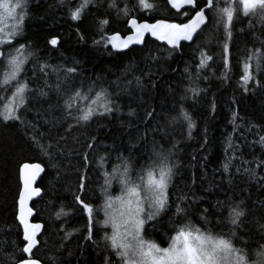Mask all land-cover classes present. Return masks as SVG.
Instances as JSON below:
<instances>
[{"label":"trees","instance_id":"trees-1","mask_svg":"<svg viewBox=\"0 0 264 264\" xmlns=\"http://www.w3.org/2000/svg\"><path fill=\"white\" fill-rule=\"evenodd\" d=\"M149 2L152 9H141L138 0H115L114 8L108 7L109 0H96L95 7L90 4L81 19L73 21L69 9H75L79 0H64L63 4L61 0H28L22 31L12 44L0 46V77L7 53L25 46L26 63L18 79L29 89L26 104L16 111L19 119H0V264L27 258L20 251L25 243L17 222L18 169L23 163H39L44 168L38 184L42 196L32 204L35 221L43 226L35 258L41 264H105L109 257L111 264H120L104 239L109 233L103 226L105 173L119 164L118 156L130 158L139 169L154 149L169 155L176 168L168 189V207L145 224L146 239L167 246L173 226L180 220L174 215L176 204L189 208L188 218L197 227L202 226L200 214L208 209L207 227L228 233L231 226L218 221L228 216L229 204L243 201L246 216L237 233L240 239L234 238L233 243L243 247L250 260L264 244V147L260 143L264 136V70H257L253 61V80L244 86L240 79L247 50L264 49V23L242 15L234 18L227 69L223 64L224 31L222 26L217 28L207 8V25L190 45L179 44L174 49L147 39L140 48L112 52L101 36L127 35V19L186 22L206 0H194L197 7L180 14L163 0ZM126 6L128 17L118 11ZM101 19L108 21L103 32ZM53 37L58 41L56 47L48 43ZM97 40L101 43H94ZM201 51L212 59L197 76ZM41 64L48 66L47 75L40 71ZM68 67L76 71L66 73ZM66 76L71 87H64L65 96L71 88L87 90L94 84L97 90L104 87L112 94L119 110L81 124L64 117L63 100L56 95L55 86L58 82L63 86ZM136 77L143 87L137 86ZM41 88L49 92L48 98L39 96L37 89ZM189 88L200 92L193 95L186 91ZM10 92L0 90V96ZM5 102L0 100V110ZM50 104L52 110L48 111ZM181 107L193 121L191 130L183 119L173 120ZM148 112L152 115L147 116ZM56 117L61 119L53 127L51 121ZM34 137L45 145L59 141L50 149L52 158L33 143ZM229 159L226 173L223 162ZM246 168L255 170L254 179ZM117 186L113 180L107 192ZM182 194L186 200L178 199ZM75 196L93 206L91 239H86L88 217ZM61 211L64 214L58 217Z\"/></svg>","mask_w":264,"mask_h":264},{"label":"snow or ice","instance_id":"snow-or-ice-1","mask_svg":"<svg viewBox=\"0 0 264 264\" xmlns=\"http://www.w3.org/2000/svg\"><path fill=\"white\" fill-rule=\"evenodd\" d=\"M64 3V0H61ZM172 8L180 11L185 5L193 8L197 7L194 0H168ZM96 6V0H79L75 9L70 8L69 14L73 21L81 19L83 11L89 6ZM141 9H152L154 5L149 0H138ZM28 6V0H0V22L4 19H10L13 23L9 30H5L0 26V45H10L13 39L22 31V23L25 18V11ZM109 8L115 7V0H109ZM205 8L209 9L216 19L217 28L221 27L224 31L225 40L222 44L223 48V64L225 69L229 67V41L232 37L231 25L237 15L245 17H256L260 22L264 23V0H206L203 7H199L195 14L192 15L187 22L175 23L166 22L164 20H156L154 23L137 22L135 18L127 19L128 27L131 34L121 38L119 34L102 35L101 40L105 45L111 44L114 50L120 51L127 49L132 44H140L143 41L144 34L150 33L156 40L165 41L170 47L177 48L180 41H192L194 34L201 29V25L206 22ZM125 17L129 16L127 6L118 10ZM184 15H188L187 12ZM108 23L107 19H101L100 32H103V26ZM101 40L94 43H101ZM48 43L56 47L57 38H51ZM264 44V41L261 42ZM25 46L20 45L15 48L16 55L9 54L5 57L4 73L0 77V90L11 91V95L7 97L0 96V100H5L3 109L0 110V119L4 121L17 120L19 117L16 110L26 104V93L29 91L27 83L18 79L23 71V65L26 58L22 57ZM3 56V53H0ZM210 55H206L203 51L200 53V62L197 67V76L199 69L206 66V62L211 60ZM257 70H264V49L252 48L247 50V56L242 63L243 74L241 81L244 86L253 80L252 67L253 62ZM48 67L46 64L40 65V71L45 75L44 71ZM187 70V69H186ZM55 71V70H54ZM73 67L65 69L66 73H74ZM137 86L140 84V78L136 77ZM62 86L58 82L55 86L56 95L63 100V116L71 117L77 124L87 123L95 116H104L118 111V106L114 107L115 102L111 99V93L104 87L98 90L95 85H90L87 90L82 87L71 88V91L65 96L64 87H71L66 82ZM131 83V81H129ZM48 85L46 84V87ZM155 85H153L154 87ZM187 92L198 95L200 89L189 88ZM41 98H48L49 92L43 88L37 89ZM183 99V97H182ZM52 110L49 105L48 111ZM133 113L130 111L129 115ZM151 116L152 113H146ZM235 116V114H233ZM61 117L53 118L51 124L56 127ZM183 119L187 123L189 130L193 127V121L190 115L180 108L178 116L173 120ZM47 122V121H46ZM69 128L73 125H69ZM43 135V134H41ZM59 139H64L60 136ZM94 139V138H93ZM33 143L38 145L40 151L52 158L53 153L50 149L56 148L59 141L49 143L47 145L40 142L39 138L34 137ZM261 146L264 147V136L260 137ZM91 147V144L88 145ZM174 146V145H173ZM171 153V149L168 150ZM101 157V161H103ZM119 164L113 165L111 173H105L104 186V216L103 226L110 227L111 232L105 234L106 247L111 249L120 264H264V244L260 245V249L254 252L255 259L250 260L249 254L243 247H237L233 240L240 239L237 233L241 230L244 223L243 218L246 216V210L242 207L243 201L228 205V216L224 221L231 227L228 233L213 232L207 227L208 209H204L199 219L202 222L201 227H197L191 219H189V208H182L180 204H176L175 216L179 217V223L174 224L173 233L168 237L166 247L160 246L154 240L146 239L143 235L145 224L153 221L168 207V189L175 175L174 169L176 164L170 162L169 155L164 152L153 151L149 161L140 165L136 169L130 158L118 156ZM260 163V162H257ZM231 166V160L223 162L224 171L227 173ZM41 165L39 163H23L19 166L18 175L22 185L18 192V215L17 219L23 226V240L26 241L23 248L20 249L25 254H29L27 258H22L16 264H40L35 258L32 250L37 245V234L41 229L39 223H29L28 217L33 213V209L28 206L29 200L34 195L40 194L38 187H33V183L37 176L40 175ZM135 171V177L133 172ZM245 171L251 178H255V170L246 168ZM115 180L119 185V194L112 196L107 192V188L111 186ZM179 200H186V194L178 197ZM77 204H80L83 213L88 217V232L86 239H91L93 206L82 200L80 196H75ZM190 207V206H189ZM64 214L62 211L57 216ZM264 229V225H261ZM247 243V241H245ZM105 264H111L109 257H105Z\"/></svg>","mask_w":264,"mask_h":264},{"label":"water","instance_id":"water-1","mask_svg":"<svg viewBox=\"0 0 264 264\" xmlns=\"http://www.w3.org/2000/svg\"><path fill=\"white\" fill-rule=\"evenodd\" d=\"M163 1L166 2L167 5L169 6V8H170L174 13H176V14H180V13L184 12L185 10H187L188 8L191 7V6L185 5L183 8L180 9V11H177L176 9H174V8L171 7V5L168 3V0H163ZM194 14H195V13H194ZM194 14H193V15H194ZM164 21H165V20H164ZM207 21H208V19H207V16H206V22H205V24H204V25H201V29L198 30V32L194 34V37H193V40H192V41H180L179 44H184V45H190V44H192V43L194 42L195 38L197 37V35L200 33V31H201V30L207 25ZM137 22H138V21H137ZM154 22H155V21H154ZM154 22H147V23H154ZM166 22H169V21H166ZM186 22H187V21H186ZM138 23H139V22H138ZM126 27H127L128 32H129L127 35L131 34V29L128 27V24H126ZM127 35H125V36H127ZM120 36H121V35H120ZM125 36H121V38H123V37H125ZM147 39L150 40V41H152V42H154V43H157V44H159V45H161V46H165V47H168V48H172V47H170L165 41L156 40L155 37H153L150 33H145V34H144L143 41H142L140 44H132V45H130L127 49H123V50L117 51V50H114V49L112 48L111 44H109V48H110V50H111L112 52H114V53H126L129 49H132V48H140V47H142ZM41 168H42L43 170L41 171L40 175L37 176L36 180H35L34 183H33V187H34V188H35V187H38L39 181H40V179L42 178V176H43V174H44V168H43L42 166H41ZM20 187H22L21 183H20ZM41 196H42V192H41V190H40V194H39V195H34V196L32 197V199L29 200V202H28V206L32 208V204L35 203L36 201H38V200L41 198ZM17 215H18V204H17ZM28 221H29V223H38V222L35 221V212H34V211H33L32 215H31L30 217H28ZM17 222H18V224H19V226H20V228H21L22 235H23V226L20 225L18 219H17ZM39 224H40V223H39ZM40 225H41V229H40V231H39L38 234H37V245H36V247L32 250V252H34L35 249L38 247V240H39V238L41 237L42 232H43V226H42V224H40ZM22 238H23V237H22ZM23 242L26 243V241H24V240H23ZM26 255L28 256L29 254H26ZM40 264H41V263H40Z\"/></svg>","mask_w":264,"mask_h":264},{"label":"rangeland","instance_id":"rangeland-1","mask_svg":"<svg viewBox=\"0 0 264 264\" xmlns=\"http://www.w3.org/2000/svg\"><path fill=\"white\" fill-rule=\"evenodd\" d=\"M224 1V0H223ZM251 18H253V19H257L256 17H251ZM258 20V19H257ZM12 21L10 20V19H4L2 22H0V26H2L6 31L7 30H9L10 28H11V25H12ZM0 46H5V45H0ZM9 54H11V55H16L17 53L15 52V50H13V51H9L8 53H7V55H6V57L9 55ZM22 57L23 58H26V56H24L23 55V53H22ZM10 95H11V92H10ZM9 95V96H10ZM17 111V110H16ZM135 177V176H134ZM119 191H120V189H119V185L117 186V187H114V189H112V191H111V193H109L110 195H112V196H116V195H118L119 194ZM105 199V198H104ZM103 214H104V211H103ZM157 218V217H156ZM149 222H151V221H149ZM108 230H109V233L111 232V228L110 227H108ZM164 239V238H163ZM166 247V246H165Z\"/></svg>","mask_w":264,"mask_h":264}]
</instances>
